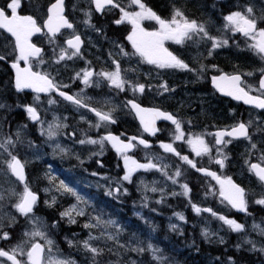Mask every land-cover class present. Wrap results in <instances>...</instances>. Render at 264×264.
Returning a JSON list of instances; mask_svg holds the SVG:
<instances>
[{
    "label": "flooded vegetation",
    "instance_id": "flooded-vegetation-1",
    "mask_svg": "<svg viewBox=\"0 0 264 264\" xmlns=\"http://www.w3.org/2000/svg\"><path fill=\"white\" fill-rule=\"evenodd\" d=\"M9 2L10 0L0 1V9H4L6 15L11 16V10L7 9ZM143 2L166 20L171 18L174 8H179L188 19L204 23L211 36L227 39L228 43L212 49V54L209 55L211 41L202 39L200 42L198 36H193L192 40H186L183 44L165 41V47L187 63L193 71L160 69L155 65L142 62L138 55H133L135 50L131 42L126 39L131 31V25L127 22L115 23L121 15L119 8L106 6L103 11L98 13L92 3L63 4V15L73 25V28H62L54 38L47 33L46 28H43L41 32L34 33L30 37V42L41 49L40 59L44 61L39 64L37 59L33 58L34 71L50 74L54 83L60 86V91L73 96L82 95L93 108L105 112L115 109L113 117L116 122L100 128L94 126L97 117L93 112L65 100L56 90L39 94L31 89L17 92L14 87L15 70L11 67L16 58L15 40L10 33L0 28V55L5 56L4 60H0V104L5 105L4 108H0V143L8 137L15 141V145L10 146L9 150L23 163L25 174L24 183L15 180L7 168L8 153L0 149V186H6L8 182H11L13 185L17 184L24 188L27 184L29 189L37 195L35 208L44 196L42 188L37 185L40 180L34 178L37 170H44L47 175L63 171L60 176L65 173L64 179L76 185L77 189L79 187L78 174L84 175L90 180L79 194L82 196L95 194L97 197L98 195L102 197L109 193L111 165L117 162L119 166H124L123 159L107 142H105L103 154L100 155L95 154L101 151L98 144H80L79 141L86 137L99 139L108 132L125 141L130 137L146 140L149 147L145 148L143 145H139L137 140L133 141L137 147L128 152V155L139 163L146 164L151 158L152 162L157 164L160 156L169 168L174 165L175 160H181L176 154L166 152L160 146L161 143H171L181 156L189 155V150L181 148L175 143V125L171 121L159 118L155 122L157 131L154 134L145 132L135 110L131 109L130 105L126 106L127 101L134 100L142 108H158L174 115L180 121L192 120L194 122L195 128L200 131V134H204L205 141L211 147V160L200 164L196 163L197 168L209 169L216 172L221 178L230 177L234 183L245 189L247 211L238 214L229 207L232 217L237 221H242L245 216L250 214L248 203L255 197L256 189L254 187L258 186V189H262L264 193V182L260 181L254 172L249 171L252 163H261L264 166V161L260 160V157L264 155V109L245 104L242 100H236L219 91L213 85L212 77L219 76L221 73L242 74L244 82L242 86L248 90L247 86L250 85V94L259 95L260 93L256 89L259 87L261 76L264 75V71H262L264 70V58L260 56L262 63L258 66L254 65V51L248 47L251 41L242 34L229 30L226 37L221 36L220 28L223 15L226 16L238 8L237 4H230L231 0H202L186 4L153 3L151 0H143ZM25 3L20 4L17 15L32 16L42 26L47 19V9L51 4ZM120 5L128 11L138 10L135 5ZM142 26L148 31L156 30L159 27L155 21L147 20L142 22ZM72 35H79L81 38L80 52L78 55L72 56L71 59L65 58L57 63L60 49L67 48L65 41ZM52 40L54 42H50ZM117 45L122 46L124 52L129 55H123ZM68 55L71 56V50ZM113 60L119 63L125 80L132 84L145 85L142 93L134 92L128 84L123 90L117 89L110 86L107 80L97 76L92 78L91 85L85 86L81 78L76 76L85 68H91L96 73L112 71L115 68ZM20 66L24 67L23 61H20ZM247 73H252V75H247ZM97 81H99V86H96ZM161 84H166L169 91H163L160 87ZM37 95L39 96L38 100L36 99ZM49 100H53L55 103L49 104ZM23 105L35 107L39 120H31L22 107ZM175 105H182V107L177 108ZM238 122L248 125L251 139L226 138L231 142L223 147V153L227 159L224 162V167L221 168L214 162L219 157L216 152L215 137L209 133L214 134L221 129H230ZM55 123L67 126L56 129V135L49 138L47 129L49 124ZM256 130L261 135H257ZM17 131L20 132L19 139L16 136ZM253 143L257 146L255 149L251 148ZM56 145L66 149V154L56 149ZM38 149L39 151H37ZM191 169L200 184L203 195L205 194V185L208 183L215 188L217 198L226 202L219 194L220 185L216 180L192 167ZM31 179L33 180L32 186H29L28 182ZM45 179V184H49L48 179L46 177ZM93 180L101 182L103 187L94 188ZM115 189L113 192L117 193ZM6 197L8 196L5 195L4 199ZM57 197L61 201L62 199L74 200L73 196L67 194L64 196L57 194ZM11 200L12 195L10 194L7 202L1 205L6 214L13 209L8 204ZM227 205L229 206L228 203ZM52 207L55 212L60 208L55 205ZM203 209L210 208L203 207L201 212L211 213L203 211ZM42 212L46 214L45 210ZM1 218L3 219V216ZM3 222L4 230H11L14 233L13 225L4 219ZM9 224H11L10 227ZM9 234V239H0V248L4 250H10L13 247L14 235L10 232ZM35 242L42 244L39 241ZM18 259L23 260V257L18 256ZM0 261L3 264H11L3 257H0Z\"/></svg>",
    "mask_w": 264,
    "mask_h": 264
},
{
    "label": "snow or ice",
    "instance_id": "snow-or-ice-1",
    "mask_svg": "<svg viewBox=\"0 0 264 264\" xmlns=\"http://www.w3.org/2000/svg\"><path fill=\"white\" fill-rule=\"evenodd\" d=\"M92 3L95 5V10L97 12L103 11L106 6H111L119 8L120 18L115 21L116 24H121L127 22L131 25V31L126 37L128 41L131 42L133 49L135 50L133 55H138L142 62L147 64L155 65L157 68L164 69H187L193 71L189 68V65L180 59L177 55H174L167 47H165V41H173L177 44H183L186 40H192L193 36H198L200 39H206L211 41V49L209 50V55L212 54V49L219 48L221 46L227 45L228 40L220 37L211 36L209 31L206 28L204 23H198L196 20L188 19L184 13L179 8H174L173 13L170 19L166 20L161 18L152 8L148 7L143 0H129V6H137V11H128L125 7L117 2V0H92ZM20 6V0H10L7 4V9L11 10V16L6 15L4 9H0V28L6 30L8 33L14 37L15 46L14 52L16 53V58L12 62L11 67L15 70L14 77V87L17 92L23 91L25 89H31L35 93H45L50 92L51 90H56L59 92V95L62 96L65 100L71 101L78 107L87 108L89 111L93 112L97 117V122L94 125L96 128L105 126L109 123H115L113 117V112L115 109H109V111H102L101 109L91 107L84 99L82 95H69L66 92L60 91V86L54 83V80L51 78L50 74L43 71H34L33 70V58H36L39 64L44 63L40 59L41 49L36 47L30 42V37L34 33H39L43 28L47 29V33L50 34L53 38L56 33H59L62 28H73V25L64 17L63 15V0H55L48 9L47 19L44 21L43 25H39L37 20L32 16H19L17 15V9ZM155 21L159 27L156 30L148 31L142 26L143 21ZM225 24L224 28L230 30L233 33H240L244 37L248 38L251 43L248 44V47L259 54L264 58V28L258 27L257 19L253 16V8L247 7L244 11H233L228 15L224 16ZM86 23L88 21H85ZM54 42V40L50 41ZM67 48H61L59 56L57 58V63L64 60L65 58L71 59L72 56L78 55L80 52V45L82 43L79 35H72L69 39L65 41ZM120 48V51L123 55H129L127 52H124L123 47L117 45ZM69 50H71V56L68 55ZM5 56L0 55V60H4ZM20 61L24 62V67L20 66ZM115 65L114 70L112 71H101L94 72L91 68L82 69L81 72H78L76 76L81 78L82 83L85 86H89L93 83L92 78L94 76L101 77L108 81L110 86H113L117 89L123 90L125 85L128 84L133 88V91L143 92L145 85L143 84H132L131 82L124 79L122 75V69L119 63L113 60ZM215 67V66H213ZM264 71V70H262ZM247 75H252V73H247ZM213 85L221 92L226 95L232 96L236 100H242L245 104H251L255 107L264 109V75L261 76L259 81V87L256 89L260 94L251 95V86H242V74H225L221 73L219 76L212 77ZM96 86H99V81L96 82ZM160 87L163 91H169L166 84H161ZM83 92V90H81ZM36 99H39L37 95ZM90 99V98H89ZM55 103L53 100H49V104ZM131 106V109L135 110L136 115L139 117L141 125L145 132L155 133L157 131L155 127V122L159 118L171 121L175 125V136L174 140H182L185 138V133L181 128V121L178 120L174 115L161 111L158 108H142L134 100L127 101V105ZM5 105L0 104V108H4ZM27 112L29 118L33 121L39 120L37 109L32 105H23L22 106ZM67 125H62L59 123L49 124L47 129V134L49 138L56 135V129L61 127H66ZM93 126V125H90ZM44 130L42 129V132ZM209 135H214L216 152L219 158L215 159V163L219 164L221 168L224 167V162L227 159L226 155L223 153V147L230 143L231 140L226 138H246L251 139L249 136L248 125L244 122H238L237 124L231 126L230 129H221L216 131L214 134L209 133ZM17 138L20 137V132L16 133ZM139 145H143L145 148L149 147L148 142L142 138L130 137L127 141L122 140L119 136L113 135L111 132H108L106 135L99 137V139H93L92 137H86V139H81L80 144H98L100 146V153L103 154V149L105 147V142L111 144L112 148L115 149L118 156L123 159L125 173L121 178L124 181H130L132 174L138 169H154L159 168L162 172L167 167L166 165L162 168L152 162V159L149 158V162L139 163L137 160L133 159L128 155L129 150L137 147V141ZM188 145L191 147L192 152L196 156L209 155L211 160V147L204 139V134L200 133H188L187 141ZM15 141L11 137L6 138L2 143H0V149H3L4 152L8 153L9 159L6 161L7 168L19 181L22 183L25 181L24 176V165L13 155L9 150L10 146H14ZM166 152L174 153L180 157V159L196 169V171L204 173L207 176L212 177L220 185V196L224 198L233 208L240 211H247V201H246V192L245 189L240 187L238 184L234 183L230 177L221 178L217 175L216 172L210 171L206 168H197L196 163L189 159L188 156H181L180 153L176 152V149L171 143H161L160 145ZM256 144H251V148L255 149ZM61 153L67 152L66 149L62 148L60 145H56ZM261 161H264V155L260 157ZM248 163V161H245ZM83 163V161H81ZM249 171L254 172L255 175L259 178L260 181L264 182V166L261 163H252L250 164ZM95 175V173H94ZM164 175L167 176V172H164ZM182 175L181 170L177 168L176 172L172 176H168L174 184L177 183V178ZM50 181H54L53 177H49ZM119 182H117L116 192L119 191ZM183 189V194L188 195L190 189L187 184L181 185ZM66 192L74 197H76L77 203L71 205L68 209H65L60 213L61 218L67 217L69 223H76L75 216H83L85 212L83 208L80 207L81 203H87L84 197H82L74 188L70 187L65 181L61 180L57 186V191ZM152 191H156V188H152ZM47 191V190H46ZM162 191V190H161ZM109 195L112 194L110 190ZM175 194V193H174ZM19 198L17 203L13 207L21 215L28 216L33 213V208L37 203V195L32 192L27 184L24 186L22 193L18 194ZM3 196L0 195V199ZM55 198L53 199V203ZM46 203H48L46 201ZM255 203L264 205V197L255 201ZM51 206V205H49ZM193 209L197 213L201 209L193 204ZM203 211L212 212L211 209H203ZM181 220L184 219L182 215L177 213ZM212 215H216L215 212H212ZM96 223H86L84 227L94 228L100 225H115V221H103L99 216L94 218ZM225 224H227L233 231L239 232L243 229V225L237 223L233 219H228L224 216L219 217ZM14 220V218H13ZM33 224V231L25 232L24 236L27 238L22 240L17 245H14L10 250H4L0 248V257L6 258L7 261L11 264H76L74 260L71 259H53L50 255L45 262V246L34 242L35 237H40L45 241V244L48 246L49 253L53 246V241L48 239L46 232L40 230L37 227L40 224V218L34 217L31 221ZM9 227L11 224L8 225ZM55 226V225H53ZM175 228V226H172ZM258 227V226H254ZM5 224L3 219L0 218V239L7 240L9 239V232L4 230ZM261 232L264 233V229H261ZM203 235L207 238L210 233L207 230H204ZM98 239L89 234L88 239H85L79 242L82 247L90 252L93 257V264H95L96 256L100 255L103 252V249L92 246L91 241ZM107 239L111 240L114 237L110 234L107 235ZM221 242H223L221 240ZM30 243V247L25 249V246ZM73 242L69 241L71 245ZM251 243V241H249ZM148 249L153 252L155 255L158 252V249L153 248L151 244L148 245ZM135 251H144L143 248L133 249ZM264 251V249H261ZM18 256H26V260L18 259ZM156 259H161L160 257H155ZM0 264H3L0 261Z\"/></svg>",
    "mask_w": 264,
    "mask_h": 264
},
{
    "label": "rangeland",
    "instance_id": "rangeland-1",
    "mask_svg": "<svg viewBox=\"0 0 264 264\" xmlns=\"http://www.w3.org/2000/svg\"><path fill=\"white\" fill-rule=\"evenodd\" d=\"M43 1L26 0L25 2H28V4H43ZM196 1L201 2L202 0H161L159 3L186 4ZM23 2L24 0H20V4H23ZM117 2L119 4H129V0H117ZM69 4H91V1L70 0ZM230 4L238 5L235 11H244L247 7H252L253 16L257 19L258 27L264 28V0H231ZM224 16L220 28L222 37H226L229 33V30L224 28ZM198 38L200 39V37ZM253 60L255 66L262 63L260 55L255 51ZM176 107L181 108L182 105ZM181 128L185 133V138L174 140L175 143L181 148L189 150V155L187 156L195 163L209 162V155L196 156L186 142L188 133L196 134L200 132L195 128L194 122L192 120H181ZM255 133L261 135L258 130ZM157 164L161 168L165 165L167 166L164 169V172H167V176L159 168L138 169L132 174L130 181H124L121 179L125 173L124 166H119L117 162H114L111 165V179L109 182V191L111 190L112 194L109 195L107 193L102 197L99 195L97 197L95 194H88L87 196L80 194L87 203L80 204L85 215L75 216L76 223H69L67 217L61 218L60 215L62 211L77 203L76 197L73 196L74 200L72 201L64 199L61 201L57 194L61 196H64V194L72 195L62 190L57 191V186L63 180L79 193L83 187L88 185L90 180L85 178L84 175L78 174L79 181L77 183H79V187L77 189L76 185L64 179L65 173L60 176L63 171L47 175L46 171L37 170L34 178L36 177V179L40 180L37 185L42 188L44 196L33 209V213L24 216L17 212L13 205L17 203L18 194L22 193L24 188L8 182V185L0 186V195L3 196L0 199V207L2 203L7 202L11 194L12 200L8 204L13 209L8 210L9 212L6 214V211L1 207L0 218L3 216L4 221L13 225L14 233L11 230H8V232L14 235V246L27 239L24 233L33 231L31 221L34 217H39L40 224L37 227L45 231L48 239L54 242L49 253L45 241L40 237L34 238V242L39 241L45 246V262L50 255L53 259L74 260L76 264H93L92 254L79 243L88 239L91 233L92 236L98 237V239L91 241L92 246L103 249V252L96 256L95 264H159L160 259L155 258H161L159 251L154 255L148 249V245L151 244L153 248L158 249L154 242L157 240L158 234L163 231L162 238L169 242L172 248L179 247L185 249L188 253H195L197 244L194 241L196 237H199L203 241H207V243H212L213 246H217V244L222 246V251L227 252L231 249L233 252L224 256L227 264H236L234 260L237 258L238 250L244 251L246 254L245 257L236 259L238 264H264V251H261V249H264V233L261 232V229H264V205L255 203L256 200L264 197L262 189H258V186L254 187L256 189L255 197L250 199L248 203L250 214L245 216L242 221H237L230 214V206L227 205V202L217 198L213 185L207 183L205 185V194H202L200 184L195 179L191 166L182 160H175L174 165L168 168L167 163L160 156ZM177 168L181 170L182 175L177 178L178 182L174 184L168 179V176L174 175ZM45 177L50 182L49 184H45ZM49 177H53L57 183L50 181ZM32 182V179L29 180L28 185L32 186ZM93 182L95 184L94 188L103 187L101 182L95 180ZM117 182L120 185L119 191L114 193L113 189L117 188ZM182 184H187L190 189L187 196L183 194ZM152 188L157 190L152 191ZM5 195L8 197L4 199ZM54 198L55 202L53 203ZM193 204L200 209L203 207L210 208L216 215H212V212L210 214H204L201 211L197 213L193 209ZM53 205L60 208L55 212L53 211ZM43 210L46 211V214L42 212ZM177 213L182 215L184 219L181 220ZM123 215L125 216L124 219ZM97 216L103 221L112 220L116 223L115 225L102 224L94 228L84 227L86 223L95 224L96 220L94 218ZM220 216L235 220L244 226L243 229L239 232L233 231L219 219ZM173 225L175 228L172 227ZM204 230L210 233L207 238L203 235ZM143 233L144 236L142 235ZM108 234L112 235L114 239H107ZM176 238L182 239L177 243ZM69 241L73 243L70 245ZM27 247H30V243L25 246V249ZM231 247L237 249H232ZM138 248H143L144 251L133 250ZM144 257L147 258V262L142 260ZM243 258H247L249 261L246 262ZM217 259L223 260L222 256H216L209 257L208 262ZM23 260H26V257H23Z\"/></svg>",
    "mask_w": 264,
    "mask_h": 264
},
{
    "label": "trees",
    "instance_id": "trees-1",
    "mask_svg": "<svg viewBox=\"0 0 264 264\" xmlns=\"http://www.w3.org/2000/svg\"><path fill=\"white\" fill-rule=\"evenodd\" d=\"M2 1V0H0ZM6 1V0H5ZM25 1L23 4H25ZM54 0H44L43 4H50ZM153 3L160 2L161 0H151ZM70 0H65V4H69ZM123 215V219H124ZM163 231H161L158 234L157 240L154 242L156 247L159 249V254L161 256L159 264H227L225 262L224 256L227 253L233 252L231 249H229L227 252L224 250L222 251V246L218 245L213 246L212 243H207V241H203L199 237L195 238L194 243L196 242L197 246H195V253L191 252L188 253L185 249H181L179 247L172 248L169 245V242H166L165 239L162 238ZM144 236V233L142 234ZM182 238H176V242L178 243ZM232 249H237L235 247H231ZM145 255V254H144ZM237 258L245 257L246 254L244 251L238 250L236 254ZM146 256V255H145ZM216 256H222L223 260L217 259L213 260L212 262H208L209 257H216ZM235 257V255H234ZM236 259L234 260L236 264ZM245 259L246 262L249 260L247 258ZM143 261L147 262V258L144 257L142 259Z\"/></svg>",
    "mask_w": 264,
    "mask_h": 264
},
{
    "label": "water",
    "instance_id": "water-1",
    "mask_svg": "<svg viewBox=\"0 0 264 264\" xmlns=\"http://www.w3.org/2000/svg\"><path fill=\"white\" fill-rule=\"evenodd\" d=\"M64 1L65 0H63V4H64ZM91 1V3H92V0H90ZM216 1H223V0H216ZM55 2V0L52 2V3H54ZM51 3V4H52ZM93 4V3H92ZM93 6H94V9H95V5L93 4ZM99 13V12H98ZM29 90V89H28ZM249 105H251V104H249ZM258 108V107H257ZM111 145V144H110ZM112 147V146H111ZM113 149V148H112ZM114 151H115V149H113ZM14 178H15V180H17L19 183H22L21 181H19L14 175H12ZM24 176H25V174H24ZM25 182V181H24ZM23 182V183H24ZM224 199V198H223ZM226 201V200H225ZM227 202V201H226ZM228 203V202H227ZM229 204V203H228ZM229 206L236 212V213H238V214H242L244 211H240V210H237V209H235V208H233L230 204H229ZM11 263V262H10Z\"/></svg>",
    "mask_w": 264,
    "mask_h": 264
}]
</instances>
